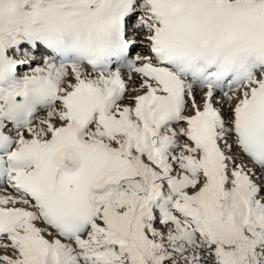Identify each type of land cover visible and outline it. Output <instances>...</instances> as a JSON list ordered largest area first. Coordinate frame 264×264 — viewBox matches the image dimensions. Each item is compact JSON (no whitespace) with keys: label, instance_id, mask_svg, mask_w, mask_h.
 Segmentation results:
<instances>
[{"label":"snow or ice","instance_id":"obj_1","mask_svg":"<svg viewBox=\"0 0 264 264\" xmlns=\"http://www.w3.org/2000/svg\"><path fill=\"white\" fill-rule=\"evenodd\" d=\"M0 264H264V0H0Z\"/></svg>","mask_w":264,"mask_h":264}]
</instances>
